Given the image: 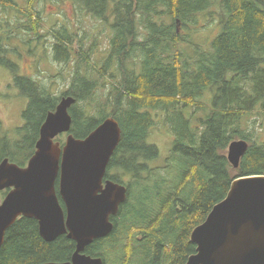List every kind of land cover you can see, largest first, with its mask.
<instances>
[{"label": "trees", "instance_id": "obj_1", "mask_svg": "<svg viewBox=\"0 0 264 264\" xmlns=\"http://www.w3.org/2000/svg\"><path fill=\"white\" fill-rule=\"evenodd\" d=\"M73 1L109 24L107 55L101 64L93 62L98 37L89 40L80 24L76 30L68 24L54 28L55 61L74 63L69 88L56 95L49 84L19 73L12 50L0 42V65L13 72L28 99L19 138L0 119V163H28L42 123L62 96L76 98L70 112L77 138L115 117L122 138L107 177L126 185L128 196L112 218L113 231L85 253L102 257L104 264H185L196 252L192 230L227 196L232 182L264 175V0ZM0 3L4 11L29 15L15 0ZM204 13L219 26L207 48L180 31L191 25V32L201 33L198 16ZM28 17L40 36L39 12ZM160 125L173 134L169 163L162 167L150 164L159 149L148 142ZM238 139L249 147L235 168L228 147ZM75 249L66 234L46 241L35 218L20 217L0 246V264L68 261Z\"/></svg>", "mask_w": 264, "mask_h": 264}, {"label": "water", "instance_id": "obj_2", "mask_svg": "<svg viewBox=\"0 0 264 264\" xmlns=\"http://www.w3.org/2000/svg\"><path fill=\"white\" fill-rule=\"evenodd\" d=\"M75 102L72 95L62 96L47 114L27 165L9 158L0 163V192L8 190L0 203V246L20 217L35 218L46 241L66 234L76 243L70 260L41 264H104L102 257L85 250L113 231L112 217L128 196L126 185L104 182L122 138L119 121L107 117L87 136L77 138L71 132ZM61 134H67L63 145L56 140ZM248 147L244 139L230 143L233 167H239ZM190 239L196 252L185 264H264V175L236 178Z\"/></svg>", "mask_w": 264, "mask_h": 264}, {"label": "rangeland", "instance_id": "obj_3", "mask_svg": "<svg viewBox=\"0 0 264 264\" xmlns=\"http://www.w3.org/2000/svg\"><path fill=\"white\" fill-rule=\"evenodd\" d=\"M17 7L28 9L30 16L34 9L39 12L40 36L32 30L33 23L29 17L17 10L4 11L0 7V42L6 45L18 64L19 73L33 77L44 84H49L54 94L59 95L66 91L71 83V72L74 66L73 61L69 64L55 61L54 59V38L51 34L54 28L68 24L73 30L80 24L90 32V38L95 34L98 37V50L93 55V62L101 64L107 55L110 40V28L108 23L101 22L90 13H85L73 0H15ZM35 7L32 10L30 7ZM8 6L5 4V7ZM27 14V12H26ZM36 15L34 19H36ZM212 17L206 13L198 16V26H201V33L194 34L189 28H181V33L196 43H201L207 48L210 39L219 31V26L211 23ZM32 24H31V23ZM212 25V26H211ZM31 26V28H29ZM214 39V38H213ZM87 40V42L89 41ZM212 40V39H211ZM200 45V44H199ZM189 53L193 48L188 47ZM32 51V52H31ZM21 55H20V54ZM16 76L9 68L0 65V119L5 129L16 138H19L18 129L25 123L23 112L27 108L28 99L21 94L15 81ZM108 84L100 87V96L107 92ZM212 93L209 97H212ZM102 99V98H101ZM252 117H257L253 113ZM67 134H61L57 140L61 144L65 142ZM149 143L157 145L159 157L150 162L154 166H166L169 163L173 148V134L166 127H154L148 140ZM62 144V145H63ZM176 166V162H175ZM0 193V203L4 199Z\"/></svg>", "mask_w": 264, "mask_h": 264}, {"label": "flooded vegetation", "instance_id": "obj_4", "mask_svg": "<svg viewBox=\"0 0 264 264\" xmlns=\"http://www.w3.org/2000/svg\"><path fill=\"white\" fill-rule=\"evenodd\" d=\"M0 7L2 8V4L0 3ZM107 179H110V178H108L107 177V173H106V176H105V178H104V182L107 180ZM112 180V179H111ZM113 218V217H112Z\"/></svg>", "mask_w": 264, "mask_h": 264}]
</instances>
